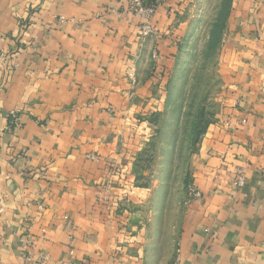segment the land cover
I'll list each match as a JSON object with an SVG mask.
<instances>
[{
    "label": "crops",
    "instance_id": "0c3cea01",
    "mask_svg": "<svg viewBox=\"0 0 264 264\" xmlns=\"http://www.w3.org/2000/svg\"><path fill=\"white\" fill-rule=\"evenodd\" d=\"M123 6L0 0V264H30L25 239L46 264L155 262L151 190L130 174L157 136L177 44L166 7L143 38ZM223 44L221 107L192 161L201 199L158 264H264V0L233 1Z\"/></svg>",
    "mask_w": 264,
    "mask_h": 264
},
{
    "label": "rangeland",
    "instance_id": "374dc122",
    "mask_svg": "<svg viewBox=\"0 0 264 264\" xmlns=\"http://www.w3.org/2000/svg\"><path fill=\"white\" fill-rule=\"evenodd\" d=\"M233 1L145 0L156 8L155 16L166 7L167 17L174 20L167 37L177 44L170 75L165 77L169 81L164 107L154 119L157 136L130 174L133 189L151 190L144 225L154 264L170 259L180 209L190 199L193 157L221 107L222 49ZM153 29L152 37L158 38ZM132 195L136 197L135 192Z\"/></svg>",
    "mask_w": 264,
    "mask_h": 264
},
{
    "label": "built area",
    "instance_id": "2783aa9c",
    "mask_svg": "<svg viewBox=\"0 0 264 264\" xmlns=\"http://www.w3.org/2000/svg\"><path fill=\"white\" fill-rule=\"evenodd\" d=\"M123 9L126 15L136 17L141 21V32L146 38L156 35L151 23L156 14V8L147 6L144 0H122ZM14 115V114H13ZM239 187L245 185L244 178L240 176L235 183ZM190 197L191 199H201L200 192L194 187L190 186ZM33 244L30 240H23V248L25 251L24 260L30 264H46L48 260L47 255H33L30 250Z\"/></svg>",
    "mask_w": 264,
    "mask_h": 264
}]
</instances>
